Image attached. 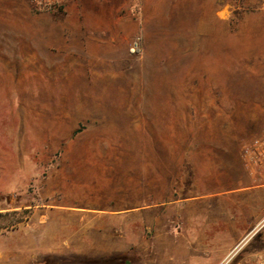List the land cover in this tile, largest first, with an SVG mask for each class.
I'll return each instance as SVG.
<instances>
[{
  "label": "rangeland",
  "instance_id": "374dc122",
  "mask_svg": "<svg viewBox=\"0 0 264 264\" xmlns=\"http://www.w3.org/2000/svg\"><path fill=\"white\" fill-rule=\"evenodd\" d=\"M263 129L264 0H0V264L259 263L264 225L204 246L164 202Z\"/></svg>",
  "mask_w": 264,
  "mask_h": 264
},
{
  "label": "crops",
  "instance_id": "0c3cea01",
  "mask_svg": "<svg viewBox=\"0 0 264 264\" xmlns=\"http://www.w3.org/2000/svg\"><path fill=\"white\" fill-rule=\"evenodd\" d=\"M206 143L211 149L201 156L203 161H198L200 156H196V161L190 163L189 177L180 178L177 190L171 186V197L164 202L165 209L171 208L178 212L180 231L183 230L190 241L201 236V245L204 246L208 245L215 232L228 227L247 228L244 238L264 225V209L260 212L251 209L253 201H264L261 198L264 195V183L257 181L245 169L241 159L242 141L213 140ZM172 193L176 196L172 197ZM213 204L219 206L217 228L213 227L215 221L206 223L199 217L200 208L207 211ZM229 206L233 207V213L229 211ZM245 221L248 223L245 224ZM195 241L199 243L198 239ZM235 247L236 244L227 249L215 264L231 258L237 250Z\"/></svg>",
  "mask_w": 264,
  "mask_h": 264
},
{
  "label": "built area",
  "instance_id": "2783aa9c",
  "mask_svg": "<svg viewBox=\"0 0 264 264\" xmlns=\"http://www.w3.org/2000/svg\"><path fill=\"white\" fill-rule=\"evenodd\" d=\"M64 0H29L32 7L39 12H52ZM241 159L247 172L257 181L264 183V129L242 141ZM218 264H230V258L221 260ZM264 264V256L259 263Z\"/></svg>",
  "mask_w": 264,
  "mask_h": 264
}]
</instances>
